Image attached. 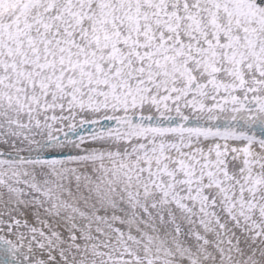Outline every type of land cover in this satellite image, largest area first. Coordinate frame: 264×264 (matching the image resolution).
Returning <instances> with one entry per match:
<instances>
[{
    "label": "snow or ice",
    "instance_id": "6c2138e0",
    "mask_svg": "<svg viewBox=\"0 0 264 264\" xmlns=\"http://www.w3.org/2000/svg\"><path fill=\"white\" fill-rule=\"evenodd\" d=\"M0 264H264V0H0Z\"/></svg>",
    "mask_w": 264,
    "mask_h": 264
}]
</instances>
